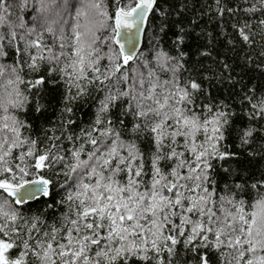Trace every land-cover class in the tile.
Here are the masks:
<instances>
[{
    "label": "snow or ice",
    "instance_id": "obj_1",
    "mask_svg": "<svg viewBox=\"0 0 264 264\" xmlns=\"http://www.w3.org/2000/svg\"><path fill=\"white\" fill-rule=\"evenodd\" d=\"M237 69L264 73V0H0V264H264Z\"/></svg>",
    "mask_w": 264,
    "mask_h": 264
},
{
    "label": "trees",
    "instance_id": "obj_2",
    "mask_svg": "<svg viewBox=\"0 0 264 264\" xmlns=\"http://www.w3.org/2000/svg\"><path fill=\"white\" fill-rule=\"evenodd\" d=\"M240 2L242 3L243 0H240ZM253 20H255V17H253ZM206 27L209 30H212L211 25H207ZM225 29L228 31V33H231V31H232L228 24H221L220 28H216L215 30H212L213 35H215L216 32H219V31L225 30ZM225 40H226V37H220L219 41L216 43V49L215 50H220L225 55H227L228 52H227V47H225ZM215 50H213V54H215ZM237 72L239 74L237 77L238 79L240 78V76H243V80L241 81V85H240L241 87H243V85L245 83H249L251 87H256V88H259L261 90H264V73H261L260 71H257L255 69L250 71L248 73V75H244L243 71L240 69H237Z\"/></svg>",
    "mask_w": 264,
    "mask_h": 264
}]
</instances>
